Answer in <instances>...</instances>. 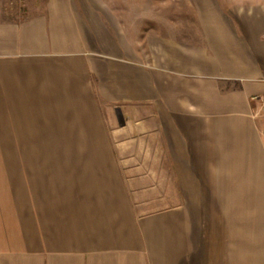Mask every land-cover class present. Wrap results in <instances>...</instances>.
Wrapping results in <instances>:
<instances>
[{
	"label": "crops",
	"instance_id": "1",
	"mask_svg": "<svg viewBox=\"0 0 264 264\" xmlns=\"http://www.w3.org/2000/svg\"><path fill=\"white\" fill-rule=\"evenodd\" d=\"M178 3L0 17V264H264V0Z\"/></svg>",
	"mask_w": 264,
	"mask_h": 264
},
{
	"label": "rangeland",
	"instance_id": "2",
	"mask_svg": "<svg viewBox=\"0 0 264 264\" xmlns=\"http://www.w3.org/2000/svg\"><path fill=\"white\" fill-rule=\"evenodd\" d=\"M46 0H0V17L4 19H18L33 14L40 13ZM116 5H131V8L141 7L146 8L147 14H153L158 10V6H176L175 2L170 0H108ZM134 15V14H132Z\"/></svg>",
	"mask_w": 264,
	"mask_h": 264
},
{
	"label": "built area",
	"instance_id": "3",
	"mask_svg": "<svg viewBox=\"0 0 264 264\" xmlns=\"http://www.w3.org/2000/svg\"><path fill=\"white\" fill-rule=\"evenodd\" d=\"M251 100L258 104L257 111L264 113V98L260 96H252Z\"/></svg>",
	"mask_w": 264,
	"mask_h": 264
},
{
	"label": "water",
	"instance_id": "4",
	"mask_svg": "<svg viewBox=\"0 0 264 264\" xmlns=\"http://www.w3.org/2000/svg\"><path fill=\"white\" fill-rule=\"evenodd\" d=\"M118 120H119V122H122V116L120 113L118 114Z\"/></svg>",
	"mask_w": 264,
	"mask_h": 264
}]
</instances>
